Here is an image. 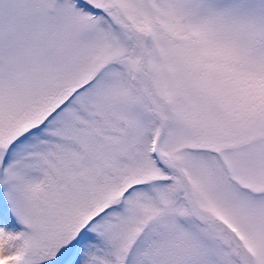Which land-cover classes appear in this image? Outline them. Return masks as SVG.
Returning a JSON list of instances; mask_svg holds the SVG:
<instances>
[{
    "label": "snow or ice",
    "instance_id": "obj_1",
    "mask_svg": "<svg viewBox=\"0 0 264 264\" xmlns=\"http://www.w3.org/2000/svg\"><path fill=\"white\" fill-rule=\"evenodd\" d=\"M0 264H264V0H0Z\"/></svg>",
    "mask_w": 264,
    "mask_h": 264
}]
</instances>
